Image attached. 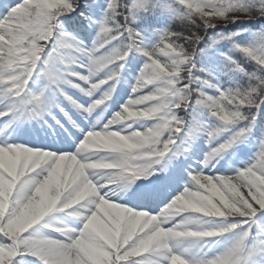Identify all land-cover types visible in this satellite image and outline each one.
Masks as SVG:
<instances>
[{"label":"snow or ice","instance_id":"6c2138e0","mask_svg":"<svg viewBox=\"0 0 264 264\" xmlns=\"http://www.w3.org/2000/svg\"><path fill=\"white\" fill-rule=\"evenodd\" d=\"M0 264H264V0H0Z\"/></svg>","mask_w":264,"mask_h":264},{"label":"rangeland","instance_id":"374dc122","mask_svg":"<svg viewBox=\"0 0 264 264\" xmlns=\"http://www.w3.org/2000/svg\"><path fill=\"white\" fill-rule=\"evenodd\" d=\"M134 72H129L125 74V81H122L119 85H118V90L123 92V99H127V92L129 90V85L132 83V76L134 75ZM114 100L117 99L116 97L113 98ZM123 99H121V103L123 102ZM119 107V104H116L114 108H110L109 112H112L114 110H116V108ZM260 127V125L258 124V128ZM259 132L256 133V135H258ZM200 146L204 147L203 142H200ZM252 146L251 145H240L239 148L236 150V154L234 157H228L226 156L224 158V160L220 161V164L217 165V168H221L223 167H228L229 164L231 165V167L234 169L236 167H242L243 166V162L246 161L248 159V157L251 155L252 152Z\"/></svg>","mask_w":264,"mask_h":264},{"label":"bare ground","instance_id":"6f19581e","mask_svg":"<svg viewBox=\"0 0 264 264\" xmlns=\"http://www.w3.org/2000/svg\"><path fill=\"white\" fill-rule=\"evenodd\" d=\"M137 183H139V181L137 182ZM119 195H122V193H118Z\"/></svg>","mask_w":264,"mask_h":264},{"label":"trees","instance_id":"16d2710c","mask_svg":"<svg viewBox=\"0 0 264 264\" xmlns=\"http://www.w3.org/2000/svg\"><path fill=\"white\" fill-rule=\"evenodd\" d=\"M252 150L254 151V148L252 147Z\"/></svg>","mask_w":264,"mask_h":264}]
</instances>
